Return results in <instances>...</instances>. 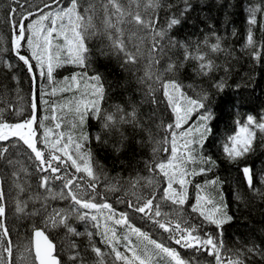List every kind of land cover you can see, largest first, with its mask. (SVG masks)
Instances as JSON below:
<instances>
[{"label": "trees", "instance_id": "1", "mask_svg": "<svg viewBox=\"0 0 264 264\" xmlns=\"http://www.w3.org/2000/svg\"><path fill=\"white\" fill-rule=\"evenodd\" d=\"M45 2L50 3V0H0V111L3 112L2 118L9 123L29 119L33 99L32 76L12 50L10 9L16 8V19L20 20V13L36 12L37 8L49 11L44 8ZM79 2L80 14L86 17L92 15L93 31H103L106 19L103 6L107 0ZM90 3L96 9L95 14L84 12ZM119 3L126 14L123 22L111 13L108 19L121 31L116 33L115 28L109 31L123 40L127 52L137 56L136 63L126 64L124 53L112 50L105 35L103 40L98 37L85 40L88 50L86 67L64 64L54 71V83H50L46 77L41 78L37 72V88L42 90L43 100L48 101V104L43 101L39 104L38 122L34 125L37 135L43 137L44 128L40 127L39 120L48 117L44 120V126L53 129L52 140L63 133L62 147L71 135L73 141L82 143L81 155L91 153V162L98 177L93 193L96 196L94 202L104 203L106 199L117 213L127 212L135 226L175 248L186 261L195 258L194 264H216L215 258L206 252L197 253L168 241L167 233L155 228L127 206L129 202L136 203L138 197L155 193L157 202L162 205L161 211L176 214L170 203L161 200L163 188L167 186L166 179L158 169L152 170L154 164L167 161L171 154L163 148L155 155L153 153L157 142L164 140L163 129L158 126L174 122L162 84L175 80L191 98L206 94L209 98L207 107L211 109L213 119L209 121L212 131L205 141L202 154L210 156L216 163L204 164L197 159L187 166L189 171L198 172L201 167L211 168V171L190 177L187 200L181 214L190 223L202 224V218L192 212V206L196 203V185L219 178L221 183L210 186L208 191L217 202L227 206V214L232 217L222 226V256L236 259L239 252L244 264H264V132L255 130L252 150L235 162H230L223 151L225 142L238 130V121L243 124L249 115L255 117L257 122L264 118V0H156L157 6H153V0H119ZM61 4L68 7L71 0H61ZM249 8H259L254 25L248 23ZM137 14L145 22H152L154 27L137 25L134 22ZM36 18L34 16L25 23H31ZM171 19L180 22L169 29ZM64 23L67 25V19ZM250 30L254 43L248 46ZM159 31L166 32L165 38L160 40L162 51L152 52L153 36ZM217 37L220 38L221 51L214 52L211 45L217 42ZM176 42L186 44L193 57L204 55V62L211 61L212 69L206 75L201 73V62L194 58L185 60V48L175 46ZM55 43L64 46L63 36ZM257 51L260 53L258 58L253 56ZM30 52L25 42L21 54L30 55ZM9 64L12 65L11 69ZM170 64L173 65L171 72L167 71ZM73 74H80L78 83L65 81ZM97 74L104 88L102 99L93 95L92 83L89 82V78ZM221 81L223 90L216 87ZM53 88L57 89L55 95L52 94ZM153 98L156 103L152 102ZM93 99L99 101L100 117L88 116L80 125L74 111L66 106L74 101ZM53 106L58 117L55 121L51 119L53 113L50 109ZM133 110L136 111L135 122L120 121L122 115L130 121L132 118L127 114ZM107 115L116 117V124L110 128L104 127V117ZM198 115V112H193L184 128L198 126ZM56 123L61 124L59 129L55 128ZM84 136L88 137L87 140L82 139ZM97 136L100 137L99 141ZM11 142L17 143L15 139ZM177 142L178 146L183 143L179 135ZM0 144L7 146V142ZM20 145L19 148H11L9 153L10 158L18 163L14 166H8L6 162L0 164V191L4 193L6 206L3 225L10 234L6 240L11 239L13 245L12 264H37L31 250V233L36 227H41L54 241L60 264H74L70 257L77 253L75 264H123L115 261L110 247L102 242L107 210L103 214L95 210L90 213L100 216L99 229L90 219L80 220L72 213L70 198L60 197L64 182L53 180L50 191L41 188L43 173L36 167L38 162L34 158L29 159L30 150L22 142ZM39 147L46 155L50 151L43 143ZM166 147H170V137ZM69 150L75 153L74 145ZM246 166L251 168L253 174L251 188L242 173V168ZM61 168L62 174L67 172L69 175L83 176L80 191L85 195L91 191L87 188L85 173H76L71 166ZM63 191L66 194L67 189ZM18 204L24 207L23 212L16 211ZM56 211H64L66 215L71 213L68 215V227L62 224L52 226L48 217ZM69 228L74 231H69ZM116 230L121 236L125 231L119 226ZM89 233H92L91 237ZM204 233L220 238L214 225L204 224L199 234L203 236ZM93 245L104 253L103 261L92 251ZM253 246H258L260 252L246 251ZM119 250L125 252L123 247Z\"/></svg>", "mask_w": 264, "mask_h": 264}, {"label": "snow or ice", "instance_id": "2", "mask_svg": "<svg viewBox=\"0 0 264 264\" xmlns=\"http://www.w3.org/2000/svg\"><path fill=\"white\" fill-rule=\"evenodd\" d=\"M15 2V0H14ZM153 6H157L156 0H153ZM80 7L79 0H71L68 7H63L61 0H50L44 3V8L49 11H43L37 8L36 12L20 13L21 19L17 20L16 8L10 9V20L13 27L12 35V50L20 61L27 67L28 73L32 76L33 81V99L31 104L32 115L29 119L22 122L9 123L5 121L3 112L0 111V142H7V146L0 144V164L6 162L8 166H14L18 161L10 158V149L26 146L29 152V159L38 162L36 167L39 172L43 173L41 176L40 187L45 191H50V184L53 180L63 181V189H67L66 194L63 189L61 190V198H70V208L72 213H75L80 220H91L95 222L94 226L100 228V216L90 215L92 210L103 214L107 210L108 214L104 216V232L102 233L103 240L111 252L114 253L115 261L123 262V264H194L193 260H185L181 257L180 253L175 248L169 246L164 241L154 239L152 235L141 227L135 226L132 222V217L127 212L117 213L111 204L106 199L104 203L94 202L96 180L98 179L94 166L91 162V153L81 155L83 148L82 143L75 142L72 136H68V142L64 143L61 147V140L63 133L60 134L55 140L51 139L53 129L44 126V117L39 120L40 127L44 128L43 137L37 135L34 125L37 124V113L39 111V104L43 101L48 104L47 100H43L42 90H39L36 85V73H39L41 78L46 77L50 83H54V71L62 67L64 64H76L81 67L87 66V48L85 47V40L90 37H98L101 40L105 35L110 41L109 47L117 53L123 52L125 55L126 64L136 63L137 56L126 51L124 42L117 35H113L109 29L115 28L116 33H120V28L113 25L108 19V14L115 15L117 19L123 22L125 13L122 10L119 0H107L103 6L105 12V28L103 31H93L92 15L83 16L78 11ZM187 10V9H186ZM95 7L89 4L88 8L84 9L85 13L95 14ZM250 25L256 24V13L259 8H249ZM130 15V14H129ZM31 23H25L32 17ZM67 19V25L64 21ZM59 21V24H58ZM50 22V23H49ZM134 22L137 25H145L148 28L154 27L152 22H145L140 15L134 17ZM180 21L178 19H171L168 28L171 29ZM63 36L64 46L56 44L55 41ZM166 32L159 31L153 36L152 52L157 50L162 51L160 47V40L165 38ZM159 37L160 39H157ZM217 42L211 45L214 52L221 51L220 38H216ZM27 43L28 48L31 50L30 55L21 54V49L24 43ZM207 43V41H205ZM253 34L251 30L248 32L247 45H253ZM175 46L185 48V60L196 59L200 61V71L207 74L213 67L211 61H205L204 55L193 57L188 52V46L182 42H176ZM260 53L254 52L253 56L258 58ZM35 61V63H33ZM8 67L11 69L12 65ZM167 71H173V65H169ZM86 75V73H84ZM80 74H73L70 78L66 77L65 81L70 83H78ZM15 79V77H13ZM159 79V77H157ZM101 77L97 74L89 78L92 83L93 95L103 98L104 88L100 83ZM216 87L223 90V82L217 83ZM163 94L167 100L168 107L174 115V122L164 125L161 123L158 127L163 129L164 140L157 142V147L153 149V153H157L161 148L165 152H170L167 161H161L154 164L153 171H159V174L166 179L167 186L163 188V197L161 200L165 203H170L175 209L174 215L164 213L161 211V203L157 202L155 193H150L149 196L138 197L136 203L129 202L128 208L135 213L141 214L142 218L151 222L155 228L163 230L168 234V241L174 242L175 245L184 249H193L197 253L206 252L209 256L215 258L216 264H244L241 253H236V259H228L222 256L221 252L224 249V241L222 239V226L231 221L232 217L227 214L226 205L217 202L215 198L208 191L210 186H215L221 183L219 178L210 181H205L203 185L197 184L196 203L192 206V212L197 213L202 218V224L190 223L185 220L181 214V210L187 200V185L191 183L190 177L197 175H204L211 171V168L201 167L199 171H189L188 165L195 163L199 159L204 164L215 165V161L210 156L202 154L203 147L206 139L211 135V128L209 121L213 119L212 111L207 107L208 96L205 94L198 98H191L187 96L182 90V85L175 80L166 81L162 84ZM64 89H60L63 91ZM57 89L53 88L52 94L55 95ZM153 103L157 101L153 98ZM70 111H74V115L79 118V124L83 125L86 117L96 116L100 117L101 109L99 101L93 99L91 101H74L72 104L67 105ZM50 111L53 113L51 119L57 120L55 114L56 108L53 106ZM120 111V109H118ZM193 112H198V126H190L184 128ZM19 114V113H17ZM131 116V120H127L124 115L120 116L121 122H135L136 111L133 110L127 114ZM105 119V128H110L116 124V117L114 115H107ZM238 130L233 136H230L223 146V151L230 162L244 157L252 150L253 140L255 139V130L264 132V118L261 122H257L255 117L249 115L247 120L241 124L237 122ZM60 123H56L55 128L59 129ZM183 141L178 146L177 136ZM170 147H166L169 144ZM87 136L82 137L87 140ZM17 141L12 144V140ZM98 141L100 137L96 138ZM43 143L45 148L50 151L45 153L39 147ZM74 145L75 153L70 151V146ZM60 153V154H57ZM34 154V157H33ZM66 157V159H65ZM70 162V164H69ZM68 169L69 166L75 169L76 173H85L87 180V188L90 189L85 195L80 191L82 188L83 176L69 175L67 172L62 174V168ZM242 173L251 188L253 185V174L250 167H243ZM178 185L179 187H174ZM23 190V189H21ZM91 197V198H89ZM4 193L0 191V217H4L6 213V206L4 203ZM222 199V198H221ZM123 202V201H121ZM88 210V211H81ZM17 212H23L24 207L17 205ZM64 211H56L50 215L48 219L51 221L52 226L62 224L68 227V215ZM204 224L214 225L220 233V238L213 236L211 233H204L201 236L200 230ZM111 225V226H109ZM117 226L124 229V234L121 236L117 232ZM69 231L74 229L69 228ZM9 232L6 227L0 223V264H12L13 245L9 237ZM90 237L92 233L88 234ZM35 241V261L38 264H60L55 256H53V244L45 235L44 231L36 228L33 233ZM6 240V245H5ZM123 247L125 252L122 253L119 249ZM92 251L95 255L103 261L104 253L99 247L93 245ZM248 253L260 252L258 246L247 248ZM127 253H130L129 256ZM7 254V261L5 260ZM264 254V253H262ZM78 258V253L70 257L74 262Z\"/></svg>", "mask_w": 264, "mask_h": 264}, {"label": "water", "instance_id": "3", "mask_svg": "<svg viewBox=\"0 0 264 264\" xmlns=\"http://www.w3.org/2000/svg\"><path fill=\"white\" fill-rule=\"evenodd\" d=\"M0 223H2L3 224V217H1V221H0ZM4 226V225H3ZM36 228H40L41 230H43L41 227H36ZM36 228H34L33 230H32V233H31V250H32V253H33V255H34V259H35V241H34V237H33V233H34V230L36 229ZM44 231V230H43ZM44 233H45V235L48 237V239L52 242V244H53V252H52V254H53V256H55L56 258H57V260L59 261V259H58V257H57V255L55 254V243H54V241L51 239V238H49V236L47 235V233L44 231ZM8 259V258H7ZM37 264H38V261H35Z\"/></svg>", "mask_w": 264, "mask_h": 264}, {"label": "rangeland", "instance_id": "4", "mask_svg": "<svg viewBox=\"0 0 264 264\" xmlns=\"http://www.w3.org/2000/svg\"><path fill=\"white\" fill-rule=\"evenodd\" d=\"M7 254H5V256H6ZM225 264H227V261H225Z\"/></svg>", "mask_w": 264, "mask_h": 264}, {"label": "flooded vegetation", "instance_id": "5", "mask_svg": "<svg viewBox=\"0 0 264 264\" xmlns=\"http://www.w3.org/2000/svg\"><path fill=\"white\" fill-rule=\"evenodd\" d=\"M0 221H1V217H0Z\"/></svg>", "mask_w": 264, "mask_h": 264}]
</instances>
